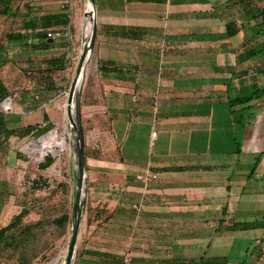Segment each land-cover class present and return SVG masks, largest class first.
<instances>
[{
    "label": "crops",
    "instance_id": "1",
    "mask_svg": "<svg viewBox=\"0 0 264 264\" xmlns=\"http://www.w3.org/2000/svg\"><path fill=\"white\" fill-rule=\"evenodd\" d=\"M64 1L32 0L26 21L68 14ZM95 1L96 131L114 146L88 173L95 210L76 264H264V228L230 230L264 221V98L247 115L245 105H232L264 87L260 55L241 60L264 33L251 18L264 0ZM74 19L77 26V9L70 32ZM228 25L236 35L227 34ZM117 29L131 37L114 36ZM64 43L24 50L37 62L53 59L50 52ZM4 55L10 58L9 48ZM256 59L261 69H251ZM60 97L35 96V108L23 112L27 126L53 123ZM148 171L158 179L140 180ZM140 203L145 210H134ZM153 219L161 240L149 239Z\"/></svg>",
    "mask_w": 264,
    "mask_h": 264
},
{
    "label": "rangeland",
    "instance_id": "2",
    "mask_svg": "<svg viewBox=\"0 0 264 264\" xmlns=\"http://www.w3.org/2000/svg\"><path fill=\"white\" fill-rule=\"evenodd\" d=\"M14 17H6L3 26L5 32L0 34L3 40L11 31L24 32V24L27 19L28 10L33 3L32 0H13ZM91 6L89 0H75V8L79 10L80 21L76 26L75 19L71 26L72 41L71 47L74 49L66 54L64 49L67 46L60 45L50 52V57H65L68 61V68L64 72L54 74L55 82L61 83L57 89V95L61 97L55 103V114L53 115L54 128L48 132L47 136L40 139L39 134H32L26 138H12L8 142L5 156L0 157V195L5 201V205L0 213V228L9 225L14 218L26 213L21 224L13 230V237L3 250L0 256V264H64L68 253V247L72 234L75 197L77 192V162L75 148L73 146L72 127L69 117V108L65 109L68 100L69 90L76 77L79 58L83 47V40L86 30V17L84 13ZM3 19V18H2ZM78 20V18H77ZM76 20V21H77ZM74 27V28H73ZM83 29V31H82ZM259 41L254 46L259 48L264 43V33L259 34ZM20 43L14 46H7L10 51L8 63L0 69V76L10 90V95L16 97L14 110L7 113V122L11 128H25L29 122L23 112H28L35 108V94L28 90L30 75L33 73L32 60H28L27 49ZM22 51V53H21ZM48 59L49 55H46ZM260 59L264 60V53L260 54ZM45 60V59H44ZM94 55L88 66L87 78L82 94V125L86 139V168L88 178V199L86 213L80 229L78 246L74 264L79 256L85 237L87 235L88 215H94L95 208L91 205L90 195H95L89 187V171L93 170L94 159L102 156V151L111 149L112 141L100 140L96 131L98 121L95 119L97 107L94 105L96 69H94ZM42 61V60H38ZM250 64L251 69H261L256 62ZM59 85V84H58ZM30 91V92H29ZM29 107H28V106ZM44 109V108H43ZM72 115V113H71ZM39 121H41L39 119ZM42 122V121H41ZM45 123V122H44ZM36 125V124H35ZM41 125L42 124H37ZM52 133H57L59 139H68V148L59 154L52 151L42 154L38 146L46 143ZM40 136V137H39ZM110 142V143H109ZM106 158H109L108 152ZM57 155V156H56ZM103 155V156H104ZM52 157L54 164L47 170L39 168L45 159ZM97 193V192H96ZM118 195H124V188L115 191ZM129 204V202H126ZM133 205L135 203H132ZM131 204V205H132ZM139 211L145 210L144 203L137 205ZM63 216H69L71 221L64 227L56 224V221ZM151 220V219H150ZM154 220V232L149 236L150 240H157L160 235L156 233L160 226L159 220ZM164 235V234H161Z\"/></svg>",
    "mask_w": 264,
    "mask_h": 264
},
{
    "label": "trees",
    "instance_id": "3",
    "mask_svg": "<svg viewBox=\"0 0 264 264\" xmlns=\"http://www.w3.org/2000/svg\"><path fill=\"white\" fill-rule=\"evenodd\" d=\"M13 0H0V15L5 17H14L15 13L13 12ZM251 18L254 21L259 22V27L264 30V9H260L257 12H253ZM71 18L69 14H60V15H48L36 19H30L26 21L24 24V32H16L11 31L7 34L6 40L3 41L0 39V69L8 63V59H6L4 53L5 49L8 45L20 43L25 45L26 48L38 49V50H48L51 49L54 44L49 43V39H47V33L50 31H65L70 26ZM246 25H244L245 27ZM234 25L227 26V34L229 36L236 35L234 31ZM130 32L125 29H117L113 35L116 37H131ZM137 33V32H136ZM134 33V37L137 34ZM38 40H33V39ZM264 53V43L256 49H251L245 52L244 57L241 59L244 62H248L257 58L260 54ZM66 54H68L66 52ZM264 68V63H262ZM33 73L29 74L30 78L34 82L33 92L36 94L35 96L43 93L44 91L55 92V96L57 95L58 88L56 87V82L54 78V74L57 72H64L68 68V61L65 57L53 58V59H45L42 61L32 62ZM103 72V69H100ZM253 73V72H250ZM10 96V90L3 81L0 76V106L5 99ZM264 98V87L262 89H256L252 93L240 97L232 102V105L235 107L236 105H245V113L246 115L251 110V106L249 104L257 99ZM49 98L46 99L48 101ZM95 101V100H94ZM93 101V102H94ZM45 122H49L50 119L46 114L44 117ZM54 128L53 123H49L46 129L40 130L39 125H29L25 128H11L7 122V113L0 109V157L5 156L7 152L8 142L12 138H26L31 136L32 134H39L40 136L47 134ZM39 136V137H40ZM260 162V159H257V162L254 165L253 170L256 169ZM54 164V159L52 157H48L45 159V162L40 164L39 168L42 170H47ZM0 195V213L2 211L3 206L5 205V201L1 199ZM91 215V214H90ZM88 215V221L89 216ZM26 213L22 212L17 215L14 220L7 226L0 228V256L5 249V247L9 244V240L13 237V230H15L25 218ZM71 221L69 216H63L56 221V224L60 227H64L67 223ZM264 228L263 222H254V223H241L235 224L230 227V230H250ZM19 264H25L23 262H19ZM207 264H215V261L209 262Z\"/></svg>",
    "mask_w": 264,
    "mask_h": 264
},
{
    "label": "water",
    "instance_id": "4",
    "mask_svg": "<svg viewBox=\"0 0 264 264\" xmlns=\"http://www.w3.org/2000/svg\"><path fill=\"white\" fill-rule=\"evenodd\" d=\"M96 11V18L94 20V29L90 41L83 40V47L79 59V65L76 77L71 85L68 94V105L69 108V117L72 127V140L73 146L75 148V157L77 162V192L75 197V206H74V216H73V226L72 234L68 247V253L64 264H74L78 239L80 234V229L86 213V203L88 199V178H87V168H86V139L85 133L82 125V94L83 88L87 78V70L92 57L94 55L95 45L98 36V22H97V10H96V1L89 0ZM89 14L86 13V17ZM53 40H50L49 43H53ZM72 105H74L73 110L75 112V119L72 117ZM50 133L43 135L41 138L47 136Z\"/></svg>",
    "mask_w": 264,
    "mask_h": 264
},
{
    "label": "built area",
    "instance_id": "5",
    "mask_svg": "<svg viewBox=\"0 0 264 264\" xmlns=\"http://www.w3.org/2000/svg\"><path fill=\"white\" fill-rule=\"evenodd\" d=\"M62 5H63V7L65 9H67L68 14L70 15V18H71L72 13L75 12V10H76V8H75V0H65L62 3ZM47 39L53 40V41L64 39L67 42L66 52L70 53L72 50H74L71 47L72 33L70 32V30L50 31V32L47 33ZM78 58L80 59V56L77 57V59ZM15 102H16V97L10 95L7 99H5L3 101V103L0 106V109L2 111L6 112V113H10V112H12L14 110ZM153 136L156 137L157 133H153ZM158 177H159L158 173H152V172L148 171L145 175L140 176L139 179L142 180V181H145L146 183H150L153 180H157Z\"/></svg>",
    "mask_w": 264,
    "mask_h": 264
},
{
    "label": "bare ground",
    "instance_id": "6",
    "mask_svg": "<svg viewBox=\"0 0 264 264\" xmlns=\"http://www.w3.org/2000/svg\"><path fill=\"white\" fill-rule=\"evenodd\" d=\"M87 13L89 14L86 17V30H85V35H84V41H90L93 29H94V20L96 18V11L91 3V6L87 9ZM71 106L68 105V102L65 104V109L67 110ZM74 105H72V117L75 119V112L73 110ZM68 148V139H59V136L57 133H52L49 140L38 146V149L42 154H46L49 151H52L54 154H59L63 151H66ZM57 156V155H56Z\"/></svg>",
    "mask_w": 264,
    "mask_h": 264
}]
</instances>
